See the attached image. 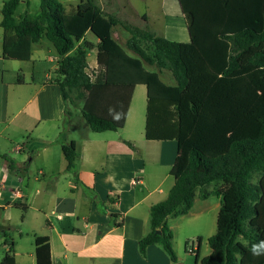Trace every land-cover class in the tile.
Segmentation results:
<instances>
[{"label": "crops", "instance_id": "obj_1", "mask_svg": "<svg viewBox=\"0 0 264 264\" xmlns=\"http://www.w3.org/2000/svg\"><path fill=\"white\" fill-rule=\"evenodd\" d=\"M33 1L21 0L17 22L38 16L40 8L32 15ZM59 1L68 13L82 2ZM142 1L152 16L141 15L131 0L96 4L104 14L125 20L145 17L158 35L180 43L190 80L181 96L180 138L146 139L147 88L138 85L123 129L96 133L84 118L82 125L70 124L66 142H74L79 155L73 171L67 169L60 137L71 113L56 83L59 58L53 44L42 39L28 60L10 59L11 39L4 43L0 26V250L12 247L16 264H36V236L49 239L52 264H200L198 255L201 260L211 253L208 240L217 232L221 208L217 196L202 200L197 194L187 215L168 218L177 263L159 245H151L144 258L139 241L151 231L152 206L168 198L193 147L214 157L228 152L235 141L259 135L264 68H249L245 60L239 71L223 76L230 44L221 36L246 28L261 32L264 0ZM119 27L113 36L126 48L130 35ZM88 34L87 40L97 45ZM94 52L88 54L89 65L96 69L97 58L90 62ZM159 75L168 86L176 85L169 71ZM135 125L140 133L131 129ZM137 176L140 183L134 185ZM27 227L34 249L24 253L20 242ZM198 237L201 244L186 247L188 239ZM252 257H243L242 264H250ZM255 264H264V257Z\"/></svg>", "mask_w": 264, "mask_h": 264}, {"label": "trees", "instance_id": "obj_2", "mask_svg": "<svg viewBox=\"0 0 264 264\" xmlns=\"http://www.w3.org/2000/svg\"><path fill=\"white\" fill-rule=\"evenodd\" d=\"M20 2L8 0L0 9L4 43L11 39L8 57L28 60L34 44L42 39L50 41L59 58L56 83L65 102L74 104L84 99L82 116L92 131L123 129L135 88L145 85L148 100L146 139L179 140L181 96L190 87L180 43L158 35L145 17L142 19L145 25L140 26L104 14L95 0H82L78 9L71 13L59 0H41L40 12L34 20L24 17L17 22L15 14ZM261 24V32L246 28L221 36L230 44L229 63L223 76L239 71L245 60L249 68H264V18ZM117 26L130 35L126 48L113 36ZM88 33L99 41L97 45L87 40ZM94 49H97V68L89 74L88 54ZM147 67H155L158 72ZM163 71L173 75L175 86L162 81L159 72ZM110 109H113L111 114ZM117 114L119 119L115 118ZM259 121L261 130L257 137L233 142L224 154L212 157L198 148L191 149L187 168L176 179L168 198L151 208V231L139 241V251L144 258L151 245H159L173 263L178 262L167 220L171 216L187 215L197 194L202 200L211 196L221 199L217 232L208 240L211 253L201 260L198 255L200 264H242V258L251 254L252 243L264 240V230L259 224L264 178V115ZM67 134L68 129L64 128L60 137L64 141L67 169L73 171L79 155L75 143L66 142ZM115 226L121 227V224ZM202 241L201 237L188 239L186 247ZM35 257L36 264H52L47 237L36 236ZM256 260L253 256L249 263L255 264ZM0 264H16L12 247Z\"/></svg>", "mask_w": 264, "mask_h": 264}, {"label": "rangeland", "instance_id": "obj_3", "mask_svg": "<svg viewBox=\"0 0 264 264\" xmlns=\"http://www.w3.org/2000/svg\"><path fill=\"white\" fill-rule=\"evenodd\" d=\"M3 1H7V0H0V3H2ZM80 0H75V4H77L78 2H79ZM131 1H133L134 3H135V5H136V7H137V10L139 11V13L141 14V15H144V14H149L150 16H152L153 14V10H152V8L149 6H146V4H145V1H142V0H131ZM95 2H98V0H95ZM40 5H41V0H35V1H33V6H32V15H36L38 12H39V8H40ZM22 7H20V9H19V11H18V14H20L21 13V11H22V9H21ZM33 17V16H32ZM132 18H130L129 20H127V21H129L130 23H132V24H135V25H140V26H144L145 25V22H143L141 19H139V18H137L136 16H131ZM149 25V24H148ZM153 29H156L154 26H151ZM150 27V28H151ZM151 28V29H152ZM119 29L120 30H123V28L122 27H119ZM88 37H89V39H91V40H94V39H96L95 37H94V35L92 34V33H89L88 34ZM97 54H96V52H94L92 55H91V59H90V62H95L96 61V58H97V56H96ZM94 70H95V68H89V70H88V73L89 74H92L93 72H94ZM71 99H73L74 100V95H71ZM84 103H85V101H84V99H81V100H78V101H75V103L73 104L71 101H69L68 103H67V109L69 110V112L71 113V115L70 116H67V122L68 123H66L65 124V129L67 128V129H69V127H70V124H72V123H77L78 124V126L79 125H82V124H84V122H86L84 119H83V117H82V109H83V107H84ZM134 106H135V103H134ZM142 108H143V106H142ZM69 121H70V123H69ZM130 128H131V126H130ZM133 131H136L137 130V132L138 133H140L139 132V126L138 125H135L133 128H131ZM130 129V130H131ZM72 134H78V132H77V130H74L73 132H72ZM261 183H262V188H263V196H262V200H261V202H262V209H261V202H260V205H259V209H260V220H259V224H260V226L263 228V230H264V210H263V207H264V178L262 179V181H261ZM212 200H214V201H216V197L215 198H213ZM263 210V211H262ZM28 229V227L27 228H23V239L21 240V242H20V244H21V246H23V252L24 253H26V252H32L33 251V239H32V235H31V233H30V231L29 230H27ZM13 234H14V232H13ZM27 235H29V237L27 238L26 236ZM206 251L204 252V255H206ZM4 255H5V252H4V250L2 249V250H0V261L3 259V257H4Z\"/></svg>", "mask_w": 264, "mask_h": 264}, {"label": "clouds", "instance_id": "obj_4", "mask_svg": "<svg viewBox=\"0 0 264 264\" xmlns=\"http://www.w3.org/2000/svg\"><path fill=\"white\" fill-rule=\"evenodd\" d=\"M109 112L111 114L113 112V109H110ZM115 118L119 119V115L117 114ZM250 252L254 257H264V240L252 243Z\"/></svg>", "mask_w": 264, "mask_h": 264}, {"label": "built area", "instance_id": "obj_5", "mask_svg": "<svg viewBox=\"0 0 264 264\" xmlns=\"http://www.w3.org/2000/svg\"><path fill=\"white\" fill-rule=\"evenodd\" d=\"M139 183H140V178L137 176V177L134 178V180H133V184H134V185H137V184H139ZM9 193H12V194H16V195H18V194H19V191H9Z\"/></svg>", "mask_w": 264, "mask_h": 264}, {"label": "water", "instance_id": "obj_6", "mask_svg": "<svg viewBox=\"0 0 264 264\" xmlns=\"http://www.w3.org/2000/svg\"><path fill=\"white\" fill-rule=\"evenodd\" d=\"M158 233H160V231H158Z\"/></svg>", "mask_w": 264, "mask_h": 264}]
</instances>
